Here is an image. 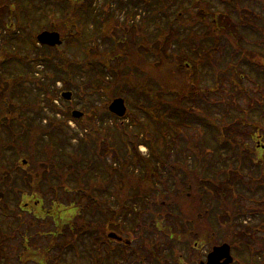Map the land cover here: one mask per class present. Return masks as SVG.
I'll list each match as a JSON object with an SVG mask.
<instances>
[{
  "label": "rangeland",
  "instance_id": "374dc122",
  "mask_svg": "<svg viewBox=\"0 0 264 264\" xmlns=\"http://www.w3.org/2000/svg\"><path fill=\"white\" fill-rule=\"evenodd\" d=\"M67 1L0 0V15H3V20L0 19V36H6V34L4 35L6 24L17 22L15 18V13L17 12V10H22L24 21L32 20V11L35 12L45 6L51 5L52 8L55 9L56 13H54L57 14L58 22L56 24H53L52 26V29L56 30L63 29V22L61 21L63 13H65L67 10H70V8L68 7L70 5H76L78 1V3L81 5H92L91 8L90 6H88L87 8L100 11V13L97 11L89 13L90 20L89 16H87V25L83 23L82 26H80L79 24L76 25L70 23L73 36H75L74 34L76 33V31H79L76 34V37H78V39L73 38L72 40H65V46L63 44L61 45V48H56L55 50L49 51V53L51 54L58 53L62 54L61 57L72 59V63H74V65L76 66V68H73L75 73H71V86L64 88L62 92L71 91L73 93L72 101H70L71 105H73L72 110H78L85 113V116L83 118L78 120L76 119L77 116H75L72 117L71 121H69L68 123V118L65 116V113L67 114L69 112V107H67V109L66 107H64L65 105L61 100L54 99L57 97L53 98L52 95L50 97L51 99L57 100L56 102H60L59 104H61L62 109H64L62 110L64 111L62 112V114L55 117L66 129V136L68 138L72 137V144L69 145L70 149L66 151V154H64V152H62V154H50L49 151L42 150V147L37 143L35 144L36 147L33 148V150L30 152L33 154L35 150V158L38 159L37 162L35 160H31L28 155H21L19 161L16 157L14 158L13 156L9 155L12 152L9 151V149H6L8 146L6 140L8 139L11 130H14L11 135L12 139L9 138L8 140L17 141L18 131H15L14 126H10V123H13L15 120L21 124V127L17 126V129H22L19 130V132L22 131L24 136L26 134L28 141L33 138L37 139V137H41V130H43L42 125H38L39 128L34 129L32 125L26 124V122H30V116L32 118V115L34 113H39L38 109L37 111H35L33 109L34 107H29V109L25 113L21 114V112L23 111L20 107L23 105V103L27 104L25 106L28 107V105H30L29 103L32 101H36L35 107H42L44 105V103H42L43 100L38 101L40 99L38 97H34L33 94L35 95L36 93H38L40 91L38 89H41L43 87L39 84L38 79L32 80V83L34 85H20L21 79H18V76L20 75V72H22L19 65L21 64V61H19L15 57H12V60L9 62L11 70L7 71L5 69L6 64L4 65L3 69H0V122L4 121L6 123L5 129L0 130V149L6 150V153L3 156H0V193H4V197L0 198L1 228L4 224L5 226H7V220L11 219V217H9V215L11 214L10 212L13 211V205H16L17 201L12 200V198H17V194L13 191V189L14 187H18V184L21 182L19 181L18 177L22 174H29L31 173V171L36 170L38 167L45 168L47 170V174H49V171L51 172L52 178H58L60 179V182H64V184H61V186L63 187L66 186L71 189H76V186L78 187L79 185L72 184L73 182L83 183L84 181H86L88 182V188L92 187L93 190H95L99 194L100 191H103V189H109V187L113 190L118 188L120 190L122 208L123 205H125V202L132 200L131 197L127 195V193L131 189H134V191L139 194L140 192L148 190L149 188L152 189L154 187V184L156 183H164L166 181L172 182L174 184L178 181L184 183L187 182V185H184L182 187H184L186 191L190 192L191 195H195V198L193 200L188 199L186 193L182 191L172 197L158 195L157 198H160V200L166 198H175L174 203L183 205L184 210L189 209V211L186 213L188 215L190 214L191 218H194V220H192L193 227L196 230H200V236L189 237L181 233L180 234L183 237L186 252L191 249L194 243L198 242L200 244V246L196 250V261L199 260L203 255L208 253L214 244L232 242L230 237L233 231H230V229H224L222 225L224 224L223 220L226 217L231 216L232 219V217L236 218L237 214L239 215L244 213L249 217L253 212H255V214L263 212L264 217V200H261V192L259 190L257 191L256 195H254L253 191L243 194L241 193V191L236 190L235 188H231L233 187V176H229V182L226 181L225 183L227 187H230L231 193L229 194L228 192V197L219 196L215 191V186L213 187V184L209 183L211 182L209 178L210 174L206 170L197 168V165H193V163H195L196 161H193V157L191 155H197L202 150L205 158L207 160H212L213 156L217 155L220 152L217 147L219 146V144H221V138L219 135L214 134L213 131L209 128H205V123L199 124L198 122L193 121L191 116L190 119L184 116V118L180 119L179 117L174 115L176 114L178 116H182L180 112L182 109L186 108L192 114L198 112L203 113L205 116H209L205 111L200 109L201 107H206L204 105L205 103L200 104V100L196 102L197 99L201 98L200 87L197 84H193L190 82L192 81V78H190V80L188 79V76L175 74L171 71V66L166 69V64L164 63H160L158 65L156 60L160 58L159 55H145L146 52L149 51L150 47H148L145 42L139 40H148L152 45V41L156 39L149 35L148 30L150 29H148L145 34L140 33L139 37L133 35L132 37H130V39L129 37L126 38L127 35L125 31L127 24H132L131 26H134L137 22H140L142 20L144 15L148 16L145 8L140 7L138 9L132 8L131 10H128L129 7L126 5L127 0H73V2ZM263 1L259 0V4L257 3L258 0L257 2L252 1V4H250L252 6L251 10H245L247 19H250L252 16H254L250 12H258L261 17H264ZM167 3H170V1H168ZM244 3L245 1H243V4ZM213 4L215 7H220V9L223 10V7H221L216 0L213 2ZM10 7H13L11 9L12 12H10ZM249 13L252 16H249ZM108 16L112 17V22L114 24V26H112L111 28L112 30H110V28L108 27H105L106 24H103L105 21L100 22ZM153 16L154 14L152 13L150 17ZM73 17L75 19V13H73ZM253 20L258 21L256 19ZM260 23L264 28V22ZM14 26L17 27V25ZM229 26H232V24H230ZM22 27L24 29L25 24L22 25ZM148 27L153 28L150 20L148 23ZM13 29L17 30L15 28ZM82 31L85 32L84 39L83 36L81 37ZM247 31L249 33L251 32V30L249 29ZM28 32L29 35H26V37H35V34L38 33L35 24ZM102 32H107L110 34L113 33V35H116L118 39H124L121 40V46L119 44H114L113 41L111 42L110 40H107V34H104V38H106V40H92L94 37L102 39V37H100V34ZM21 35L23 34L21 33L18 36ZM252 35L255 37L252 32L251 34L245 35L244 40H247V42L254 41V39L251 38L253 37ZM258 39L261 40L260 43L264 46V34H262V36ZM0 42L7 43L8 40H0ZM136 43L137 45L134 46ZM8 44L9 47H7ZM96 44H98V48L103 52V54H105V56L109 55L110 59H112L111 63L109 61L107 62L112 64L113 67H118L120 69L114 68L115 71L113 73L108 72V75L104 71L107 67L100 64L99 60L97 61L93 58V67H84L85 71L81 69L80 66H84L86 58L88 57L90 59V53L88 52V50L94 49ZM33 45H35V42L32 40H15L14 42L10 40L4 46L7 49L6 52L10 54L18 53L19 55L22 54L27 58H31L34 57V55L36 54L35 52H37V50H34ZM244 46H246L247 49H250L249 44H244ZM262 47H254L255 50L253 49V51L257 53V57L252 58L251 60L257 63L260 67V70L264 72V48ZM187 48H184L183 51H187ZM58 49H62L61 52H58ZM6 52H2L1 54H5ZM170 53L171 52L169 51V49H166V53H162V58L169 56ZM66 54L70 57H68ZM128 55H130L131 57H128ZM220 56V50H214L210 53V59L212 61H218ZM57 57L58 59H60V56ZM79 60L83 61V65L80 62L78 63ZM205 60L206 59L204 57H202V59L196 60L194 68L195 70L193 71L194 80H198L203 85H205V87L216 85L218 84V80L214 78L215 74L213 76L211 72H209L208 67L204 65ZM243 65L244 70L236 69L237 91L234 92L231 99H228V96L232 88L230 83L226 79L222 80L220 89L215 90V92H212V90L206 92L205 97L208 98L207 104L211 109L209 112L218 117L222 115L220 113L221 107H227V110L224 112L225 115H223L221 118L225 121L226 117H228L229 121L236 119L232 124L233 126L229 130V134H232L235 137V140H238L239 142L244 144V151H250V149L253 150L255 153L254 158L256 162H259V165L263 167L264 149L257 147V139H251V135L254 133L255 129L248 128V126L245 124L247 120L249 121L248 116H246L243 121L239 120L237 116H240L244 113L256 119V113L252 111V106L255 105L257 101L260 105L264 104V96L262 95L261 97L260 94L262 92L261 85H264V77H260V80L258 81V86L260 87H258L257 83H255V80H257V75L255 73L256 71L249 68V66L246 65V62ZM49 69L46 70L47 73L49 72ZM119 70H121L123 75L130 74V78L127 76V81H113L112 77L109 76H115V72H118ZM197 70H199V72H202V74H196ZM43 71L44 69L38 66V62H36L35 72L43 73ZM6 72H8V74L10 72V75H6ZM76 72L79 74V76L84 73V80L80 81L79 78L75 80L74 76H76ZM49 74H51V71L49 72ZM242 79H244L243 83ZM38 84L40 86H38ZM192 84L194 86H192ZM58 87L60 88L61 86L59 85ZM151 89L156 90L158 92V96H160L165 101H161V107L163 108L159 110V108L154 107L155 103H152L153 100H150V102L147 100V107H154V109L157 110L156 116L161 115L160 119L154 122L148 121V119L146 118L147 116H145V114L141 112L145 111L147 107H143V105H140L146 103V98L143 95L139 94V92L150 91ZM42 91L44 92V90ZM238 91H242V93H238ZM192 94H195L196 103L194 105H196V107H193L194 109L191 107V102L184 103L183 101L184 99L191 98ZM116 98H124L125 102L128 104V114L123 118H115L116 116L114 118H110L108 108L111 102ZM61 99L63 100V102L66 101L63 98ZM138 100L143 101V103L138 102ZM37 102L39 104H37ZM87 106L95 110V115L92 111L89 115L87 114V112L89 111L88 109H86ZM258 108L260 109L259 113H261L262 107ZM30 110L34 111L33 114L32 112L30 113ZM163 112L169 115L168 119L162 116ZM228 112H230L234 117L228 116ZM41 116H43V114H41ZM99 120H102L103 122H105V124L102 130L99 129L100 133L96 134V128H99L102 125V123L99 125ZM37 121L38 120H36L35 124L37 123ZM92 121L93 124H91ZM113 123L114 126L117 125L116 128L113 127ZM43 131L45 132V130ZM259 133L261 135L264 134V126L262 127L261 131H259ZM55 134H60V132L56 130L54 132V135H52L56 139L57 136ZM130 135L135 141L145 143V145L147 144V148L143 145L140 146V144H138L137 150H134L135 148H133L130 153L138 151L142 155V157L146 158L150 156V152H153V157L150 158L152 161L146 160L145 165H139L140 162L136 161L137 163H139L137 168L134 164V159L130 160L129 157H126V163H124V159H120L119 161H117L114 158V154L120 147V143L123 145L124 140L128 141V138L126 136ZM256 135L257 133L254 134L255 137ZM122 137L123 139H121ZM203 138H207L208 141L206 145L208 147V150L206 149L205 151V146L202 144ZM262 141L264 144V137ZM86 144L88 148H95L93 150V156H95L96 153L103 154L106 161H100V166H91L85 162L84 165L80 164L81 166L76 162L73 163V160H75L73 158L77 155L75 153V148L78 147L77 149H79V151H83V149L86 148ZM190 147L196 149H189ZM16 152L19 153V151ZM127 152L129 153V150H127ZM7 153L9 154L7 155ZM154 153H157L160 156L159 160H157V158L154 156ZM49 155L55 156L56 160H58L59 158H63L64 155H67V160H63L65 170L58 172L55 168V163L49 160ZM2 158H4L3 162ZM188 158H190V161L187 160ZM9 159L10 161H8ZM224 159L225 156L221 155L219 164H216L220 167H223ZM23 160H27V164H23ZM186 160L189 161V165L183 164ZM14 162H18V164L14 165ZM113 163L121 164L122 167L120 168V170H118V168L116 169ZM161 166L164 167L162 168ZM109 167H113L114 170L110 169V171H108ZM51 168H55V170L53 171L51 170ZM103 168H106V172L103 171ZM89 169H91V172H89ZM186 169L191 170V173L187 174V176H185L183 173V171ZM258 169L259 166L254 167L255 172H257ZM102 171L105 172V177L109 179L106 178L104 179V181L98 180L99 178H102ZM244 172L245 173L239 174V180H242L243 178L244 180L242 181L248 182L247 169ZM170 175L172 177H170ZM212 176L216 177L215 173ZM263 178L264 174L261 180H263ZM114 180L118 182H114ZM261 180L259 182V179L256 177L251 184L252 189L259 184L264 185V183H261ZM14 184L17 185L13 186ZM58 189L60 191L62 190V188ZM199 189L202 192L198 194L197 190ZM20 191L23 190L21 189ZM203 191L205 192L204 196ZM29 192L30 188L27 189V193ZM108 192L109 193H105L104 196L113 195L112 190H109ZM75 195L76 192H74L71 197L75 198ZM66 198L68 199V197L66 196L64 197V200ZM57 200H59V196H57ZM46 203L48 205L49 201H46ZM64 203L66 202L64 201ZM105 204L108 205V203ZM239 205H241L242 207H240ZM58 206L62 209L64 208V204L62 203ZM208 210L209 212L210 210L213 211L210 217L207 216ZM248 210H251V212ZM73 211L74 212H72V214H70L69 212L65 217L57 220V230L61 228L63 230L68 229V224L73 223L71 221H74L77 218L76 213L80 212V209ZM91 213L92 212H90L89 215ZM121 214L123 215L122 210ZM78 217V220H76L78 221V225H84L88 223L86 222L87 218L82 219L81 216ZM95 217L97 218L96 226L100 222L105 223L102 221V217H99L97 215H95ZM90 218L91 217L88 218L89 221L92 220ZM248 219L250 221H257L259 218L250 216ZM148 222V225L151 228H154L155 220L150 219V221ZM157 223L159 224V227L163 229V224H166V221H164L163 223L162 220H158ZM110 228L113 229L114 227L111 226ZM256 234L257 236L252 240L253 247L256 248V251L258 252H264V219L261 222H257ZM57 239H61L64 242H71L74 240L73 236L64 237V235L62 236V234H59ZM174 241L175 238L174 240L165 239V241L163 242L167 246L165 247L167 248V256H170V247L172 246V242ZM13 244H18L17 240L14 241ZM249 252L253 253V251H250L248 249V252H246L248 253V256H246V254L244 253L242 257V255H239L237 254V252H235L233 246L232 254L236 259L235 264H263L264 260L262 261L261 259H256V257L252 256ZM194 259L195 258L192 256L186 257V260Z\"/></svg>",
  "mask_w": 264,
  "mask_h": 264
},
{
  "label": "trees",
  "instance_id": "16d2710c",
  "mask_svg": "<svg viewBox=\"0 0 264 264\" xmlns=\"http://www.w3.org/2000/svg\"><path fill=\"white\" fill-rule=\"evenodd\" d=\"M170 1V3H167ZM215 0H127L126 5L129 7L128 10H131L132 8H140L144 7L145 11H147L148 16L144 15L142 20L140 22H133L136 23L134 26H131L132 24H127L126 26V38L132 37L133 35L139 37L140 33L145 34V32L148 30V33L150 36H152L154 39L152 41V45L150 41L148 40H139L145 42V44L150 47L149 51L146 52L145 55L151 56L152 55H159L160 58L156 60L158 65L160 63L166 64V69L171 66V71L175 74L181 75V76H188L192 78V81H190L193 84H197L200 87V99H197V101L200 100V104H204L205 108H200L201 110L205 111L206 114L209 116H205L203 113H191L186 108L182 109L180 114L182 116H178L174 114L175 116L181 118L187 117L190 119V116L192 117L193 121L198 122L199 124L205 123V128H209L213 131L214 134H217L221 138V144L217 147L220 151L217 155H214L212 160H207L205 156L203 155V150L198 153L197 155H191L193 157V161H196L193 163V165H197L199 169L206 170L210 174V180L213 184V187L215 186L216 193L219 196H226L228 197L231 193L230 187H227L226 181H228L229 176H233V187L236 190L241 191V193H250L253 191L254 195H256L257 191L259 190L261 192V200H264V185L259 184L255 186V188L252 189L251 184L253 183L254 179L257 177L260 180L263 177L264 174V162L263 167L259 165V162H256L254 158V151H244V144L239 142L238 140H235V137L232 134H229V130L233 126L232 124L236 120L229 121L228 117H226V121L223 120L221 117L224 114V112L227 110V107L224 106L221 107L220 113L221 116H216L213 113H210L211 110L209 105L207 104L208 98L205 97L206 92L212 90V92H215V90L220 89L221 83L223 79H226L230 85H231V92L229 93L228 99H231L234 92H236V83H237V70L243 69L246 62V65L249 66L252 70L256 71L257 80H255V83H257L260 80V77H264V72L260 70V67L257 63L253 62L251 59L257 57V53L253 51L255 50L254 47L259 46L260 48L263 46V44L260 43L261 40L258 38L264 34V28L262 27L260 22H264V17H261L258 12H250L254 16H252L249 13V16L252 17L250 19L246 18L245 10H251L252 1L257 0H216L221 7H223V10L220 9V7H215L213 2ZM243 1L245 3L243 4ZM263 1V0H262ZM264 2V1H263ZM259 4V0L257 2ZM249 4V5H248ZM264 6V5H263ZM92 5L90 6V8ZM96 9H90V12H95ZM227 13H226V11ZM100 13V11H98ZM102 13V12H101ZM150 13V15H149ZM154 14L153 17H150L151 14ZM104 15V14H102ZM89 20H90V15ZM253 19H256L258 21H254ZM99 20V19H98ZM153 25V28L148 27V23ZM105 21L103 24H106L105 27L110 28L112 30V26H114L112 22V17L108 16L105 17L100 22ZM135 21V20H134ZM132 22V21H131ZM112 23V24H111ZM232 24V26H229ZM251 30L252 34L255 35V37H251L254 39V41H248L244 40V36L249 33L247 30ZM247 31V32H246ZM246 32V33H245ZM104 34L108 35V39L111 42L113 41L114 44H119L121 46V40L124 39H118V37L115 35L102 32L100 34V37L106 40L104 38ZM113 36V37H112ZM96 39H99L98 37H94ZM258 39V40H257ZM205 40V41H204ZM137 41V40H136ZM131 42V41H130ZM129 43V41H128ZM244 44H249L250 49H247ZM137 43L134 45L136 46ZM179 47V48H178ZM189 47V48H187ZM187 48V51H183V49ZM264 48V46L262 47ZM166 49L171 52L169 56H166L165 58H162V53H166ZM214 50H220L221 56L218 61H212L210 59V53ZM94 51V52H93ZM183 51V52H182ZM150 52V54H149ZM90 53V67H93V59L99 60V63L101 64L104 62V60L110 63L112 62L109 55L103 54V52L98 48V44L95 45L94 49L89 50ZM183 53V55H182ZM217 53V52H214ZM103 54V55H102ZM144 55V54H143ZM128 57H131L128 55ZM204 57L206 67H208L209 72L214 76L215 79L218 80L216 85L205 87L201 82L198 80H194V68L196 64L197 59H202ZM219 57V56H218ZM93 58V59H92ZM109 63V64H110ZM168 65V66H167ZM194 65V67H193ZM161 66V65H160ZM89 67V68H90ZM101 68V67H100ZM116 69H120L118 67H114ZM203 68V67H202ZM213 69V71H212ZM196 74L201 75L202 72H199V70L196 71ZM115 76L112 77L113 81H121L126 80L127 76L130 78V74L123 75L121 70L118 72H115ZM191 80V79H190ZM242 79V83H243ZM192 84V86H194ZM264 85H261V97L264 96ZM260 87V86H258ZM47 91V89H46ZM238 93H242V91H238ZM47 94H50L47 92ZM59 92H56L52 94L54 97H59ZM139 94L143 95L147 100L150 102V100L155 103L154 107L159 108L161 110L163 107H161V101H164L160 96H158V92L156 90H153L151 92L149 91H141ZM34 97H38L41 101L43 100V92L39 91ZM148 97V98H147ZM159 97V98H158ZM259 98V97H258ZM30 100V99H29ZM166 100V99H165ZM49 108L51 112L53 113V120L49 126V128H52L48 131V129L41 130V137H37V139L33 138L31 140H27L26 134L23 135L22 131L19 132L20 129H17V126L21 127V124L17 122L16 120L11 123V125L15 127V131H18L17 135V141L16 140H8L9 138L12 139V132L14 130L10 131V134L8 136L7 142V148L12 153L9 154L10 156L16 157L19 161L21 155H28L31 160H35L36 162L38 159L35 158V150L32 153H30L33 148L36 147L35 144H39L42 147V150H47L50 152V154H66V151L69 150V145L72 144V137L68 138L66 136L67 131L66 129L61 125L59 120L55 117L56 114L60 111L57 109L56 105L52 103V99H49ZM184 103L191 102V107H196L194 105L195 102V94H192L191 98H187L183 100ZM232 101V100H231ZM255 101V100H254ZM36 101H32L30 103H35ZM138 102L143 103V101L138 100ZM165 102V101H164ZM256 102V101H255ZM233 103V102H232ZM37 104H39L37 102ZM143 105V107H147V103L140 104ZM26 107V106H25ZM23 108L24 111H27L29 108ZM151 107H147L144 111L146 118L148 121L154 122L160 119L161 115H157V110H155ZM258 107H262L261 113H259L260 109ZM41 108V107H40ZM44 108L42 107L39 110L38 114L32 115V118L30 116L29 120L30 122H26L27 125H32V127H36L35 121L39 119V116L41 114H44ZM194 109V108H193ZM88 110L93 112L95 115V110L91 107H88ZM42 111V112H41ZM252 111L256 113V119L252 118L249 115L241 114L238 115L239 120H244L246 116H248L249 121L247 120L245 124L248 126V128H254L255 131L251 135V139L254 140L255 136L254 134L257 133L256 138H260L261 140L264 137V134L261 135L259 131H261L262 127L264 126V104L260 105L258 104V101L255 103V105L252 106ZM34 112L30 110V113ZM44 112V113H43ZM208 112V113H207ZM33 114V113H32ZM39 115V116H38ZM163 117L166 119L169 118V115L163 112ZM184 116V117H183ZM228 116L234 117L230 112H228ZM67 117H69L67 115ZM258 119V120H257ZM41 120V121H40ZM43 120L42 116L41 119H39V122L41 123ZM162 120V119H161ZM94 121V118H93ZM93 121L91 124H93ZM164 121V119H163ZM102 123L101 127L96 128L97 132L96 134L100 133L99 129H102L105 122L100 120ZM38 123V125H41ZM100 125V123H99ZM58 130L60 134H55L57 138L55 139L52 135H54V132ZM122 131V130H121ZM29 132V130H28ZM121 133V132H120ZM119 133V134H120ZM124 133V131H123ZM49 135L50 142H48V137L46 135ZM77 135V134H76ZM125 135V133H124ZM121 136V135H120ZM128 138V141H123V145L120 143V147L117 149V151L114 154V158L116 160L124 159V163H126V157H129V159H135L136 161L140 162L139 158L140 156H136L137 153H130L133 148L134 150H137L138 144H140L139 141H135L131 135L126 136ZM123 139V137L121 138ZM16 141V142H15ZM202 144L205 146L204 151L208 147L206 146L208 141L207 138L202 139ZM1 143V142H0ZM30 144V145H29ZM62 147H61V146ZM61 147V148H59ZM21 148V149H20ZM75 149V153L77 154L73 159V163H78L79 165H84L85 163H88L89 165H96L100 166V161H106L104 159V155L100 153H96L95 156H93L94 152L93 150L95 148H88L86 144V148L83 149V151H79V149ZM189 149H196L193 147H190ZM255 149V148H254ZM91 150V151H90ZM129 150V153L127 152ZM16 151H19L17 153ZM138 152V151H137ZM6 153V150L0 149V156H3ZM221 155L225 156V159L223 160V167H220L219 165V159ZM103 157V158H102ZM157 160L160 159V156H155ZM102 158V159H101ZM107 159V157H106ZM1 160V159H0ZM4 158H2L3 162ZM49 160L53 161L55 163V168L58 172L64 171V161L67 160V155H64L63 158H59L58 160L55 159V156L49 155ZM64 160V161H63ZM187 160L190 161V158ZM185 161L183 164L189 165V161ZM10 161V159L8 160ZM57 161V163H56ZM52 163V162H51ZM137 163V162H134ZM217 163V164H216ZM18 164V162H14V165ZM53 165V164H52ZM80 165V166H81ZM126 165V164H123ZM248 166V167H246ZM259 166V169L257 172H255L254 167ZM55 168H51V170H55ZM247 169V175H248V182L239 180V174L245 173ZM50 170V169H49ZM56 172V171H55ZM65 173V172H64ZM215 173L216 177H213L212 175ZM19 181H21L18 184V187H14L13 191L18 193L17 197H20L22 192L27 191V189L30 188L31 192H36L37 194L44 193V190H48L50 186L42 185L41 183H47L53 181L55 183L56 187V197L59 196V199L65 196V189L66 186H61V184H64V182H60V179L58 178H52L51 172L49 171V174H47V170L45 168H37L34 171H31L29 174H22L19 177ZM216 179V180H215ZM215 181V183H214ZM242 181V183H241ZM229 182V181H228ZM258 182V183H259ZM261 183H264V178L261 180ZM17 184H14L13 186H16ZM58 188H62L60 191ZM23 191H20V190ZM255 189V190H254ZM235 191V190H234ZM229 192V194H228ZM253 195V196H254ZM242 207L241 205H239ZM251 212V210H248ZM259 216V217H257ZM254 218H259L257 221H250L249 219H246L247 215L244 214H237L236 218L231 219L230 217H226L223 222V227L226 230L233 231L231 233V240L232 244L234 246L235 251L239 255L248 256V249L252 252V256H255L256 259L264 260V252H258L256 251V248L253 247L252 240L257 236L256 229H257V222H261L263 217V212L258 213V215ZM92 221L96 222L97 218L95 216L91 217ZM78 222V221H77ZM250 222V223H249ZM248 223V224H246ZM84 235L82 236V240L84 241ZM90 239V238H89ZM264 251V250H263ZM264 264V262H263Z\"/></svg>",
  "mask_w": 264,
  "mask_h": 264
},
{
  "label": "flooded vegetation",
  "instance_id": "af4514ba",
  "mask_svg": "<svg viewBox=\"0 0 264 264\" xmlns=\"http://www.w3.org/2000/svg\"><path fill=\"white\" fill-rule=\"evenodd\" d=\"M78 2L76 5H70L68 7L70 10L63 13L61 18L63 22L62 30L52 29L53 24H56L58 20L55 9L51 5L45 6L35 12L32 11V20L24 21L22 10H17L15 13L17 22H12V25H17L16 28L18 29L14 30L7 27L4 33L6 36H0V40H8V42L10 40L13 42L15 40H38L40 34L49 32L59 33V40H63L65 46V40L78 39L76 34L79 31H76L75 36H73L70 23L79 24L80 26L83 23L85 25L88 23V5L82 4V6ZM12 8L10 7V12H12ZM73 13H75V19ZM0 19L3 20L2 14L0 15ZM24 24L25 28L23 29L22 25ZM34 24L38 33L35 34V37H26V35H29L28 31ZM21 33L23 35L18 36ZM82 36L84 39L85 32L83 31L81 32ZM57 39L53 38L51 40ZM7 43L0 42V58L4 55L1 53L7 51L4 46ZM7 47H9V44ZM56 48H61V46L49 47L47 45H38V48H34V50H37L36 54L31 58H27L22 54L19 55L18 53L16 55L12 54L15 57L18 56V60L21 61V64H19L22 71L20 72L21 81L31 85L33 84L32 80L41 78V81L44 83L43 90L47 89L46 93H50L48 97H51V94L56 90L62 92L64 88L71 86L70 78L71 73L74 71L72 59L61 57L62 54L49 53V51ZM61 50L58 49V52H61ZM57 56H60V59ZM11 60L12 58L9 59V56L6 58L5 69L7 71H9V62ZM36 62H38V66L44 69L43 73L35 72ZM47 69H49V72L51 71V74L47 73ZM54 70L56 72H52ZM59 85L61 86L60 88L58 87ZM24 107L21 106L22 110ZM5 125L6 123L1 121L0 130H4ZM113 167H109L108 171L110 169L114 170ZM115 167L120 170L119 166ZM103 171L106 172V168H103ZM103 171L102 178H100L101 181L107 178ZM170 177L172 176L170 175ZM114 182L118 181L114 180ZM41 184L47 186L45 183ZM83 185L85 187L83 193L86 196L82 200L86 203L83 205L84 212L82 213V219L87 218L86 222L88 223L81 225L85 244L80 247L79 253H73L72 242L68 243L57 239L59 234L64 235V237H72L71 234L75 231L74 229H56L57 210L54 200L55 196L53 191L48 189L44 190L42 194L29 192L24 193L22 198H12V200H16L17 202L15 206L13 205V211L10 212L9 217L11 219L7 220V226L5 224L2 228L0 226V264H206L214 248L222 244H214L211 250L197 261L196 250L200 246L198 242L194 243L187 252L185 251L181 234L189 237L200 236V230H196L193 227L192 220L194 218H191L190 214L186 213L189 209L184 210L183 205L174 203L175 198L160 200L157 196L172 197L182 191L186 193L188 199L193 200L195 195H191L190 192L182 187L187 185V182L178 181L174 184L166 181L164 183H156L152 189L149 188L139 194L134 189H131L127 195L132 200L125 202L123 208L118 188L113 190L109 187L107 189L106 193L112 190V196H104V189L103 191L99 190L102 196L91 189V194L96 195L95 197H91L89 196L88 182L84 181ZM197 192L199 194L202 191L199 189ZM204 194L205 192L203 191V196ZM71 196L70 199L73 200L74 197ZM75 198L79 200V192L76 193ZM46 201H49L48 205ZM105 203H108V205ZM89 205H92V207L90 208ZM95 206L96 208H94ZM73 210H76V207L74 203H71L67 211L72 214ZM121 210L123 215L121 214ZM90 212L92 213L89 215ZM212 213L213 211L210 210L209 212L208 210L207 216L210 217ZM93 215L102 217V221L105 223L100 222L96 226L97 222L88 220ZM150 219L155 220L154 228L148 225ZM158 220H162L163 223L166 221V224H163V229L159 227ZM111 226L114 228H110ZM174 238L175 241L172 242V246L170 247V256H167V248H165L167 246L163 242L165 239L174 240ZM16 240L18 244H13ZM191 256L195 259L186 260V257ZM221 263H224V260Z\"/></svg>",
  "mask_w": 264,
  "mask_h": 264
},
{
  "label": "water",
  "instance_id": "95a60500",
  "mask_svg": "<svg viewBox=\"0 0 264 264\" xmlns=\"http://www.w3.org/2000/svg\"><path fill=\"white\" fill-rule=\"evenodd\" d=\"M47 36L51 37L49 39H52L54 36L58 38L57 34L52 35L49 33H45L40 35V39H41L40 41L51 45L60 43V40H43V38ZM63 96L67 99H70L71 93L70 92L64 93ZM110 109L119 116H123L126 112L125 101L121 98L114 100V102L110 106ZM81 115L82 113L78 111L74 112V116L80 117ZM2 197H4V194L0 193V198ZM222 260H224V263H221ZM232 261H233V257L230 254V246L228 244H224L214 248V251L210 254L208 258V262L206 264H230Z\"/></svg>",
  "mask_w": 264,
  "mask_h": 264
}]
</instances>
